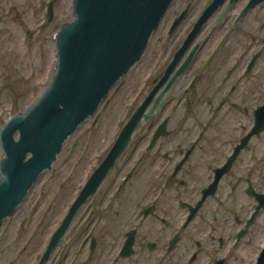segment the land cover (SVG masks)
<instances>
[{
	"label": "flooded vegetation",
	"instance_id": "af4514ba",
	"mask_svg": "<svg viewBox=\"0 0 264 264\" xmlns=\"http://www.w3.org/2000/svg\"><path fill=\"white\" fill-rule=\"evenodd\" d=\"M245 6L233 26L264 2L238 21ZM36 8L37 0H0V26L25 24ZM257 34L238 53L214 51L195 69L186 87L189 106L199 103L192 97L202 81L207 90L225 89L217 99L200 96L214 109L202 124L193 117L198 129L169 128L150 147L159 125L166 119L169 125L168 115L158 122L152 117L148 145L133 137L127 150H134L135 161L111 198L122 205L116 225L87 232L84 264H256L264 250V34Z\"/></svg>",
	"mask_w": 264,
	"mask_h": 264
},
{
	"label": "rangeland",
	"instance_id": "374dc122",
	"mask_svg": "<svg viewBox=\"0 0 264 264\" xmlns=\"http://www.w3.org/2000/svg\"><path fill=\"white\" fill-rule=\"evenodd\" d=\"M50 1L53 0H37L35 14L27 16L25 24L16 28L0 26V128L16 113L29 108L48 87L55 73V33L62 23L72 19V0H56L51 21L47 15ZM211 1H173L161 24L152 34L141 60L116 84L94 115L67 139L52 168L38 177L13 215L3 221L0 228V264H39L52 235L84 185L106 157L137 106L154 87V79L163 75L174 53ZM248 2L249 0H238L230 5L221 21L208 29L194 61L175 81L164 105L153 116L156 122L170 115L168 129L177 126L181 131H187L198 129L194 118L202 124L204 114H211L214 106L209 110L205 99H217L225 89L218 92L207 90V80L202 81L193 91L192 97L199 103L194 104L193 101L189 106L186 101L189 91L186 87L195 69L208 55L214 51H219L217 54L220 56L232 51L238 53L245 48L250 38L261 37L257 33L264 34L263 8L257 7L246 19L233 26L238 12ZM188 4V14L177 29L169 33L174 17ZM27 12L29 14L28 10ZM260 25L263 28L258 32ZM51 53L52 61L49 62ZM200 96L205 99L200 101ZM188 114H191L189 120ZM249 123L250 121L247 124ZM151 128V121L139 126L134 136L138 146L148 145L147 135L151 134ZM235 130L240 131L241 126L237 124ZM257 142L259 139H255L254 144ZM1 157L3 150L0 145ZM135 157L134 150H127L118 159L100 189L75 215L66 233L65 245L58 244L43 264H84L82 243L87 232L96 226V232L100 234L107 232L103 227L113 230L116 225V209H121L122 205L118 204L116 207L118 200L115 202L111 198L117 180L133 166ZM101 227L105 231H101ZM103 242H109L107 234L104 235Z\"/></svg>",
	"mask_w": 264,
	"mask_h": 264
},
{
	"label": "water",
	"instance_id": "95a60500",
	"mask_svg": "<svg viewBox=\"0 0 264 264\" xmlns=\"http://www.w3.org/2000/svg\"><path fill=\"white\" fill-rule=\"evenodd\" d=\"M173 1L72 0V19L62 23L55 33V73L48 87L29 108L16 113L0 128L3 150L0 158V228L24 201L38 177L52 168L67 139L94 115L116 84L141 60L152 34ZM235 1L212 0L202 12L163 75L154 79V87L132 113L114 145L71 205L39 264L45 262L58 244L65 245L66 233L79 209L100 189L131 145L139 126L151 121L164 105L208 29L221 21ZM262 2L264 0H249L238 21ZM189 8L187 5L173 20L169 33L177 29ZM47 15L49 20L53 18L54 0L48 4ZM167 132L168 119L157 128L150 147L161 136H167ZM253 134L242 140L230 162ZM256 264H264V250Z\"/></svg>",
	"mask_w": 264,
	"mask_h": 264
},
{
	"label": "bare ground",
	"instance_id": "6f19581e",
	"mask_svg": "<svg viewBox=\"0 0 264 264\" xmlns=\"http://www.w3.org/2000/svg\"><path fill=\"white\" fill-rule=\"evenodd\" d=\"M54 53V52H53ZM51 59H50V61L49 62H51L52 61V53H51V57H50ZM54 228V227H53Z\"/></svg>",
	"mask_w": 264,
	"mask_h": 264
}]
</instances>
